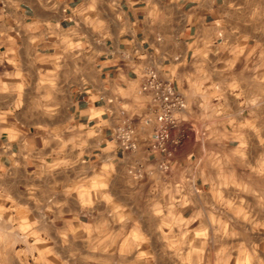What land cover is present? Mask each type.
I'll use <instances>...</instances> for the list:
<instances>
[{
	"label": "crops",
	"instance_id": "0c3cea01",
	"mask_svg": "<svg viewBox=\"0 0 264 264\" xmlns=\"http://www.w3.org/2000/svg\"><path fill=\"white\" fill-rule=\"evenodd\" d=\"M147 69L186 103L167 173L143 121ZM124 119L132 152L113 138ZM263 222L264 0H0V238L65 229L66 252L98 264H162L183 234L198 252L223 228L262 254Z\"/></svg>",
	"mask_w": 264,
	"mask_h": 264
},
{
	"label": "rangeland",
	"instance_id": "374dc122",
	"mask_svg": "<svg viewBox=\"0 0 264 264\" xmlns=\"http://www.w3.org/2000/svg\"><path fill=\"white\" fill-rule=\"evenodd\" d=\"M231 197H237L236 190L230 191ZM236 210L237 207H231ZM59 224V223H58ZM231 226L232 222L229 223ZM60 225V224H59ZM217 226V222H213ZM264 231V222L262 223ZM183 233L189 230V221H183L181 224ZM226 228V226H225ZM77 227L73 225L70 234L73 235ZM59 236L39 238L36 236H26L23 230H5L4 238H0V246L6 250L0 253V264H98L99 258L96 255L77 254L76 252H66L69 248L75 249L77 243L73 238H67V230L64 232L55 231ZM4 239V240H3ZM190 237L183 234L181 245L176 246V250L167 252L159 256L162 264H254L255 261L264 263V253L254 252V238L248 237L244 229L238 230H217L206 238L208 244L198 247V252L190 248ZM255 241H259L255 239ZM173 239H167L173 249ZM261 246L264 248V238L261 240ZM178 245V241H176ZM259 246V244H257ZM264 251V250H263ZM155 255H149V264H153ZM117 264H148L147 261L140 262V259L146 258L143 255L119 254ZM139 258V259H138ZM155 264V261H154Z\"/></svg>",
	"mask_w": 264,
	"mask_h": 264
},
{
	"label": "built area",
	"instance_id": "2783aa9c",
	"mask_svg": "<svg viewBox=\"0 0 264 264\" xmlns=\"http://www.w3.org/2000/svg\"><path fill=\"white\" fill-rule=\"evenodd\" d=\"M139 94L149 100L150 111L143 121L149 123L152 116L155 122V128L150 136V155L159 172L167 173L173 165L172 153L183 138L182 135L175 134V131L178 127L179 115L186 109L185 100L172 82L158 76L154 69H147L144 73ZM113 138L124 151L132 152L138 147V133L135 126L127 119L114 129ZM141 169L142 167L139 166L135 171V178L142 177Z\"/></svg>",
	"mask_w": 264,
	"mask_h": 264
},
{
	"label": "clouds",
	"instance_id": "9594fccd",
	"mask_svg": "<svg viewBox=\"0 0 264 264\" xmlns=\"http://www.w3.org/2000/svg\"><path fill=\"white\" fill-rule=\"evenodd\" d=\"M253 103H255V102L253 101Z\"/></svg>",
	"mask_w": 264,
	"mask_h": 264
}]
</instances>
